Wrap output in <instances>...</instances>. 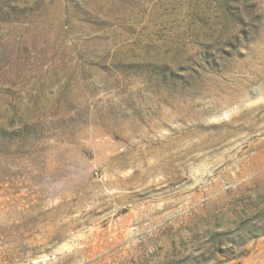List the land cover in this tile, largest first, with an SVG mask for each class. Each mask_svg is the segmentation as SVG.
Returning a JSON list of instances; mask_svg holds the SVG:
<instances>
[{
    "label": "rangeland",
    "instance_id": "rangeland-1",
    "mask_svg": "<svg viewBox=\"0 0 264 264\" xmlns=\"http://www.w3.org/2000/svg\"><path fill=\"white\" fill-rule=\"evenodd\" d=\"M0 264H264V0H0Z\"/></svg>",
    "mask_w": 264,
    "mask_h": 264
}]
</instances>
